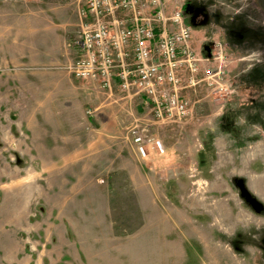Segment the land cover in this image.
I'll return each instance as SVG.
<instances>
[{"label":"rangeland","instance_id":"1","mask_svg":"<svg viewBox=\"0 0 264 264\" xmlns=\"http://www.w3.org/2000/svg\"><path fill=\"white\" fill-rule=\"evenodd\" d=\"M27 1L0 0V264H264L258 0H167L184 10L201 54L222 44L232 90L221 98L203 83L183 90L192 106L185 120L157 124L148 103L137 122L129 113L136 103L113 101L98 83L71 76V111L84 128L72 138L90 149L77 152L86 161L67 153V165L54 164L55 116L63 111L49 86L54 74L6 62L13 16ZM149 122L164 152L150 144L142 157L132 131ZM126 143L139 155L135 166L128 154L121 164Z\"/></svg>","mask_w":264,"mask_h":264},{"label":"built area","instance_id":"2","mask_svg":"<svg viewBox=\"0 0 264 264\" xmlns=\"http://www.w3.org/2000/svg\"><path fill=\"white\" fill-rule=\"evenodd\" d=\"M78 13L77 57L68 66L75 78L145 96L154 116L167 123L189 117L185 89L203 83L217 98L231 93L222 44L214 41L207 55L196 50L181 6L169 11L167 0H85ZM132 136L142 157L150 144L164 152L147 129Z\"/></svg>","mask_w":264,"mask_h":264},{"label":"crops","instance_id":"3","mask_svg":"<svg viewBox=\"0 0 264 264\" xmlns=\"http://www.w3.org/2000/svg\"><path fill=\"white\" fill-rule=\"evenodd\" d=\"M83 1V3H82ZM29 2V3H28ZM31 3H37L31 4ZM84 0H36L35 2L27 1V4L23 6L20 13L14 14V24L11 28L12 35H7V40L12 39V48L7 50L8 57L6 62L20 65L24 70H38L43 71V75L52 72L55 77L54 82L49 86H56L58 90L54 94V102L63 104L59 115L56 114L55 118V134L59 136V142L56 143V150L58 158L54 164L67 165L71 159L70 155L73 154V158H80L81 161L85 160L83 152L90 149V144L87 142H76L73 140L72 135L77 132L82 133L84 128H81L78 124V116H74L71 111L74 97L77 95V90L71 76L74 77L68 69V66L76 59L77 51L72 45V40L76 36L79 24V8L84 6ZM174 7L169 6V11H172ZM123 17V14H120ZM8 16V15H7ZM10 27L7 26V31ZM131 50L132 47L129 46ZM73 85V86H72ZM116 91H109L108 97L113 101H119L121 103H136L137 108L130 110V114H134V120L141 121L142 112L140 109L145 107L149 102L147 97L136 94H127L118 88V84H114ZM123 94V95H120ZM124 101V102H123ZM141 101V102H139ZM144 103L143 106L141 104ZM123 109V107H121ZM151 110V108H150ZM155 123H165L162 120H158L154 114ZM117 116H121V135L125 141H129V137L126 134V126L124 120H127L126 112H121ZM137 116V117H136ZM59 118V119H58ZM61 120V123L58 121ZM77 120V122H76ZM59 123H58V122ZM154 123V121H152ZM132 123V122H131ZM130 123V124H131ZM141 123V122H140ZM167 123V122H166ZM136 124L135 127H137ZM151 122L148 126L141 127L142 129H148L151 126ZM82 129V130H81ZM60 136H64L62 139ZM130 143V142H128ZM127 149H121V164L126 165V155L130 156L135 166L138 163L139 155L132 143L125 144ZM82 151V152H81ZM81 152V153H77ZM67 153V157L65 156ZM130 153V155H129ZM131 159H128L130 163ZM86 161V160H85ZM64 162V163H62ZM128 163V165H129Z\"/></svg>","mask_w":264,"mask_h":264},{"label":"water","instance_id":"4","mask_svg":"<svg viewBox=\"0 0 264 264\" xmlns=\"http://www.w3.org/2000/svg\"><path fill=\"white\" fill-rule=\"evenodd\" d=\"M258 2H259L261 8H262L263 11H264V0H258Z\"/></svg>","mask_w":264,"mask_h":264}]
</instances>
